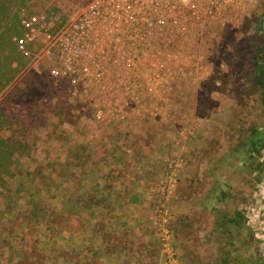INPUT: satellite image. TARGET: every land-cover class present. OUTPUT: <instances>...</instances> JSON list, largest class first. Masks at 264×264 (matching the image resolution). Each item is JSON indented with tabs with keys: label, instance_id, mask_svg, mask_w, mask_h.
<instances>
[{
	"label": "rangeland",
	"instance_id": "rangeland-1",
	"mask_svg": "<svg viewBox=\"0 0 264 264\" xmlns=\"http://www.w3.org/2000/svg\"><path fill=\"white\" fill-rule=\"evenodd\" d=\"M84 3L0 0V264H264V0L196 19L177 66L157 64L177 52L171 37L146 66L88 67L75 84L51 75L41 48L18 52L20 8L51 14L58 32ZM131 115L169 130L174 146L144 181L139 221L106 228L116 210L92 211L91 149L61 147L48 130ZM103 166L106 185L129 184Z\"/></svg>",
	"mask_w": 264,
	"mask_h": 264
},
{
	"label": "built area",
	"instance_id": "built-area-1",
	"mask_svg": "<svg viewBox=\"0 0 264 264\" xmlns=\"http://www.w3.org/2000/svg\"><path fill=\"white\" fill-rule=\"evenodd\" d=\"M236 1L85 0L81 12L58 32L51 14L22 7L18 16L21 32L14 43L25 58L41 48L51 75L71 79L73 84L84 79L92 66H146L147 53L168 37L177 42V52L166 54L169 49L163 45L168 59L157 64L177 66L181 43L196 19H213ZM96 114L103 116L100 109Z\"/></svg>",
	"mask_w": 264,
	"mask_h": 264
},
{
	"label": "crops",
	"instance_id": "crops-1",
	"mask_svg": "<svg viewBox=\"0 0 264 264\" xmlns=\"http://www.w3.org/2000/svg\"><path fill=\"white\" fill-rule=\"evenodd\" d=\"M149 120L151 122L155 121L150 116ZM140 122L138 117L131 115L123 123L114 122V124L105 125L104 127L88 126L86 128L74 129L54 125L48 130L49 133L51 132L50 139L61 147L64 146L68 149L73 146H85L87 149H91L90 161L96 166L93 170L97 174L93 176L94 182L92 184L93 186L97 184L99 190L96 191L98 193L94 192L100 197L101 203L99 204L97 201L93 206L91 205L92 211H108L113 213L116 210L113 220H107L106 228H117L119 224L124 227L128 226V222L130 221L134 223L135 221H139L138 218L140 217L141 210H143L140 208L141 205L139 203L145 193L142 187L144 181L148 177H157L159 174V164L166 156L165 149L174 146L173 135L167 138L170 134L169 130L159 127L158 123H149L143 126L140 125ZM61 129L64 130L65 135L62 139H58L56 135L61 132ZM111 161L115 163L119 179L131 178L128 180L130 181L129 184L120 187L118 184L108 186L107 183L106 185L103 178L107 169L103 165ZM130 165H134L136 173L126 171V167ZM123 171H126V173ZM95 179H98L97 183ZM126 186L129 187L127 191L122 189L126 188ZM107 197L110 200H105ZM126 222L128 223L127 225ZM98 252L103 256V261L107 257L109 259L112 258L110 255H104L100 249Z\"/></svg>",
	"mask_w": 264,
	"mask_h": 264
},
{
	"label": "trees",
	"instance_id": "trees-1",
	"mask_svg": "<svg viewBox=\"0 0 264 264\" xmlns=\"http://www.w3.org/2000/svg\"><path fill=\"white\" fill-rule=\"evenodd\" d=\"M261 54H262V55L264 54V48L262 49ZM258 70H259V72H260V77H261L262 84H263V88H264V60L258 63ZM262 134H264V133H262ZM262 136L264 137V135H262ZM262 136H259V135H258V136H257L258 139H256V140H261L260 138H261Z\"/></svg>",
	"mask_w": 264,
	"mask_h": 264
}]
</instances>
